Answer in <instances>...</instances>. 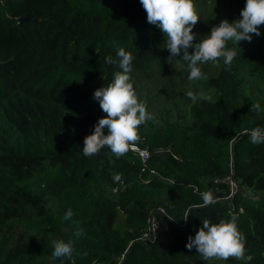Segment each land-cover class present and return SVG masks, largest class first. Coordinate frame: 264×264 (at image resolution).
Instances as JSON below:
<instances>
[{"label":"trees","instance_id":"trees-1","mask_svg":"<svg viewBox=\"0 0 264 264\" xmlns=\"http://www.w3.org/2000/svg\"><path fill=\"white\" fill-rule=\"evenodd\" d=\"M24 14L36 19L17 22ZM260 33L235 46L230 71L208 63L211 101L140 126L144 161L107 147L87 157L84 138L106 115L94 92L121 71L118 50L133 55L132 78L166 57L167 37L140 0H0V264H72L51 259L58 239L75 240V264H208L188 238L206 219L233 216L253 259L227 261L264 264V143L249 136L264 128V111H250L264 109V25ZM231 173L239 189L229 195ZM208 190L217 202L201 207ZM150 215L161 229L145 239Z\"/></svg>","mask_w":264,"mask_h":264},{"label":"clouds","instance_id":"clouds-1","mask_svg":"<svg viewBox=\"0 0 264 264\" xmlns=\"http://www.w3.org/2000/svg\"><path fill=\"white\" fill-rule=\"evenodd\" d=\"M147 13V22L156 25L167 37L165 46L171 55L168 58L179 57L187 63L189 69L188 80L199 81L207 79L201 65L209 62L216 64L221 59L226 70H231L237 56L235 46L241 41H251L252 35L259 36L260 26L264 25V0H246L240 17L232 22L222 20L211 28L210 35L204 36L198 42L193 27L199 22L194 0H140ZM231 42L234 47H228ZM194 49L189 51V49ZM98 51V50H97ZM182 53V54H181ZM119 68L114 73V79L107 85L94 92V98L99 101L101 110L106 114L95 124L94 131L84 138L83 154L87 157L95 156L107 147L111 153L119 158L128 153L130 148L140 140L139 128L148 121L155 122V117L147 111L146 103L138 98V94L131 82L132 61L130 52L120 48ZM107 64L115 61L109 56L105 58ZM185 95L193 103L199 100L211 101L212 97L204 93L187 90ZM250 111L259 114L264 109L260 103L253 102ZM250 142L254 145L264 143V128H253ZM119 179V176L116 177ZM202 198L201 207H207L217 202L211 190L199 193ZM74 213L71 208L63 219L71 220ZM187 218V216L185 217ZM236 217L229 221L210 223L207 219L196 232L194 238L189 237L186 247L191 251L194 247L201 258L208 260H236L251 261L253 256L246 255V238L239 231ZM77 225L79 221H74ZM79 239L85 235L84 229L77 227L73 233ZM75 240H53L51 259H67L75 264L73 259L76 249Z\"/></svg>","mask_w":264,"mask_h":264},{"label":"rangeland","instance_id":"rangeland-1","mask_svg":"<svg viewBox=\"0 0 264 264\" xmlns=\"http://www.w3.org/2000/svg\"><path fill=\"white\" fill-rule=\"evenodd\" d=\"M195 6L199 22L193 27V32L197 34L198 42L206 35H210L211 28L218 25L222 20L227 19L229 22L240 17V12L245 6L242 0H195ZM166 42V41H165ZM165 42L162 45L165 46ZM194 49L190 48L189 51ZM167 54L164 59L154 62L150 71L135 72L131 82L138 94V98L147 102V111L154 117L165 115L174 119L175 117L185 114L189 103L192 101L185 95L187 90L195 93L207 94V90L201 84L202 80L189 81V69L187 63L179 57L168 59L171 55L166 48ZM182 54V53H181ZM202 71L206 77L215 71L213 65H201ZM188 113V112H187ZM240 188L249 191L245 187ZM124 214L119 212L117 223L123 224ZM3 228L0 229V234ZM17 235V232H14ZM208 264H230L227 260H208Z\"/></svg>","mask_w":264,"mask_h":264},{"label":"built area","instance_id":"built-area-1","mask_svg":"<svg viewBox=\"0 0 264 264\" xmlns=\"http://www.w3.org/2000/svg\"><path fill=\"white\" fill-rule=\"evenodd\" d=\"M130 149L135 151L142 161H144L148 157V149L146 146H141L136 143ZM223 179L228 183L230 187L229 195H231L234 191L239 189L238 179L232 173L225 175ZM177 224L178 226L182 227L184 226L185 221L181 223L177 222ZM160 229H161L160 223L157 221L154 215H150L147 218V229L143 232L141 237L145 239H153L156 237Z\"/></svg>","mask_w":264,"mask_h":264},{"label":"water","instance_id":"water-1","mask_svg":"<svg viewBox=\"0 0 264 264\" xmlns=\"http://www.w3.org/2000/svg\"><path fill=\"white\" fill-rule=\"evenodd\" d=\"M29 19H36V17L33 16V15H31V14L20 15V16L17 18V22H21V21L29 20Z\"/></svg>","mask_w":264,"mask_h":264}]
</instances>
